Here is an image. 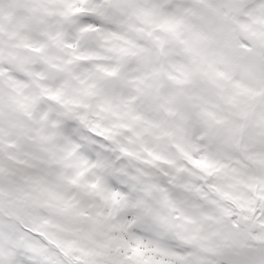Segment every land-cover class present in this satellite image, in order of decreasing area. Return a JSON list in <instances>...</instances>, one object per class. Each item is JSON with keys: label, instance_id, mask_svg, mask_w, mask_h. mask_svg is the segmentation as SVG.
<instances>
[{"label": "snow or ice", "instance_id": "1", "mask_svg": "<svg viewBox=\"0 0 264 264\" xmlns=\"http://www.w3.org/2000/svg\"><path fill=\"white\" fill-rule=\"evenodd\" d=\"M0 264H264V0H0Z\"/></svg>", "mask_w": 264, "mask_h": 264}]
</instances>
